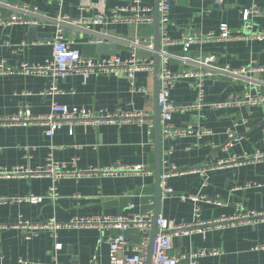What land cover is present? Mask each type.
I'll list each match as a JSON object with an SVG mask.
<instances>
[{"label":"crops","instance_id":"1","mask_svg":"<svg viewBox=\"0 0 264 264\" xmlns=\"http://www.w3.org/2000/svg\"><path fill=\"white\" fill-rule=\"evenodd\" d=\"M131 0H6L0 2V17L17 16L38 20L36 26L0 24V64L12 69L0 73V119L20 111H30L39 117L49 113L52 103L69 108L86 109L92 114L141 113L148 117L142 122L119 119L115 122L77 123L73 134L68 127L53 137L44 135L40 125L20 126L0 124V170L16 168L36 170L50 156L68 172H83L114 166L144 165L146 172L118 176L65 177L56 183L59 199H46L39 204H0V264H109V239L119 232L97 228L61 229L54 238L51 230L28 231L17 228L20 220L32 224L55 219L67 224L74 219L92 217L132 218L153 211L156 214V116L158 112L155 69L137 73V86L147 91L130 90L124 76L94 74L87 81L72 75L56 81L61 94L53 99L47 94L52 79L40 73L27 74L23 67L44 65L52 58L57 19L87 20L95 15H108L114 8L129 5ZM144 7L153 9L152 24L112 23L105 25H66L64 37L75 42V48L85 57L99 59L110 55L99 53L98 46L114 45L115 53L123 59L134 51L155 63V4L142 0ZM169 36L179 40L183 35L218 34L227 26L237 34L244 31L243 12L250 16L251 33L264 31V0H170ZM89 25V24H88ZM36 29V34L30 29ZM136 38L147 39L136 48ZM43 41V44L32 43ZM173 56L169 67L175 73L198 70L193 61L214 56L216 66L233 70L250 69L246 75L235 77L219 73L205 82L207 106L201 110L178 111L172 125L191 127L194 132L184 137L166 140L162 137L161 159L181 171L208 168L233 157L244 158L256 150L264 152V105L217 109L212 104L225 103L232 96L264 95V72L251 70L264 67V40L208 41L195 44L187 53L181 45L167 48ZM186 57L188 60H181ZM193 60V61H192ZM224 84L218 88L216 84ZM159 94V93H158ZM197 91L181 80L171 93L177 107L193 105ZM206 132L201 136L197 132ZM229 133L234 138L229 139ZM231 145V146H230ZM161 161V163H162ZM162 163V169L168 167ZM53 180L50 177L16 175L0 176V199L45 197ZM173 194L161 198L160 214L171 226L203 223L222 217H233L239 211L264 210V162L241 166H225L213 172L186 173L168 180ZM186 197L187 199H183ZM189 197H198L197 201ZM215 201L219 203H215ZM4 226H8L4 228ZM153 231L151 233L152 237ZM132 245L139 244L141 235L124 232ZM30 236V240L26 237ZM61 243L58 253L55 245ZM217 249L218 256L200 257L194 264H264V223L255 226L240 224L211 229L205 234L194 233L174 239L172 254L188 256L199 250ZM57 253V255L55 254ZM179 264H192L183 259Z\"/></svg>","mask_w":264,"mask_h":264},{"label":"built area","instance_id":"2","mask_svg":"<svg viewBox=\"0 0 264 264\" xmlns=\"http://www.w3.org/2000/svg\"><path fill=\"white\" fill-rule=\"evenodd\" d=\"M65 0H58L63 3ZM225 0H216L218 6L223 5ZM142 0H131L129 5L119 6L114 8L110 14H99L87 20L71 19L70 17H60L57 19V29L54 39L48 42V45L53 48L52 58L44 65L40 66H24L23 72L27 74L40 73L46 75L52 79V83L49 86L47 94L53 99L61 91L56 84L58 78H65L67 76H80L87 81L94 74H107L124 76L130 82V90L137 93H146L147 91L137 86L135 77L137 73L141 72H153L155 69V63L153 60L144 58L134 51L130 57L123 59L118 55L101 57L99 59H92L85 57L81 52L75 48V42L73 40H67L64 37V28L66 25H105L109 21L112 23H127V24H152L154 18L152 15L153 9L144 7ZM170 0H160L159 2V17H160V91L157 98V103L160 108V119L162 127V137L166 140L174 139L177 137H184L194 132L191 127L188 128H176L172 125L173 116L178 111H190L201 110L207 106L205 101L206 91L205 82L208 79L213 78L219 73L229 74L235 77L246 75L250 72V69L243 68L239 70H233L229 66L218 67L216 66V58L214 56L204 57L200 60H192L193 63L199 67L198 70L184 71L181 73H175L170 70L169 63L173 57L167 50L168 47L173 45H181L184 48V52L187 53L192 45L205 43L208 41H235V40H264V31L258 33H251L252 26L249 24L250 16L254 11L246 10L243 12V20L246 22L244 31H248L251 35L246 36L243 32L234 34L227 26L221 27L218 34L209 33L207 35H183L179 40H173L168 33V27L170 24ZM38 20H24L20 17L14 16L10 19H4L0 17V24L13 26V25H38ZM89 24V25H88ZM147 39L136 38L133 46L141 48L146 45L147 49L152 50V46L147 44ZM43 41L32 43L43 44ZM181 60L187 61L186 57H182ZM263 71L264 67L251 70ZM12 72V69L5 70L4 65L0 64V73L8 74ZM181 80H187L189 86L197 91V99L193 105L177 107L171 100V93L176 87L177 83ZM264 105V95L253 97L250 95L232 96L225 103L212 104L210 107L217 109H226L230 107H255ZM148 117L145 114L135 113L126 114L121 113H102L100 115L92 114L90 111L82 108L79 109L69 108L65 105H61L58 102H53L48 114L35 117L30 111H20L12 117L6 119H0L1 125H20L31 126L40 125L45 128L44 135L48 138L53 137L59 130L64 127H68L69 132L73 134L74 126L77 123H102V122H115L119 119H128L142 122L144 118ZM201 136L206 132H197ZM234 138L233 133H229V139ZM231 146V145H230ZM264 162V152L256 150L252 155L244 158L233 157L227 161H222L214 166L202 169H194L191 171H181L175 166H168L166 159H163L162 163L168 167L162 169L160 176V186L162 196L167 197L173 194V190L168 187V180L172 177L184 175L186 173H201L213 172L225 166H241L249 163ZM65 165H60L54 161L52 156L47 160L45 166L36 169H24L16 168L14 170H0V176L12 177L16 175H28L35 177H50L53 180V185L50 187L48 194L45 197L41 196H25V197H9L0 199V204L5 203H33L39 204L46 199L56 201L59 199L58 187L56 183L58 180L65 177H92V176H118L129 174H141L146 172L144 165L130 166H114L111 168H101L88 171L68 172L65 170ZM187 199L186 197H182ZM190 199L197 201L198 197H189ZM215 203H219L215 201ZM264 223V210L262 211H239L237 215L233 217H222L220 219L203 222L192 223L184 225L171 226L167 219L163 216H156L153 211L137 214L132 218L117 216V217H92L74 219L67 224L58 223L55 219L49 220L47 223L32 224L29 221L20 220L15 225L17 228H22L28 231H40L51 230L54 232V238H57V232L61 229L72 228H97L100 231H117L119 234L109 239L110 259L109 264H148L149 253L151 249L150 264H179L181 260L187 259L190 263L194 262L200 257H213L218 256L221 252L217 249L199 250L192 252L188 256H177L172 254L174 239L192 235L194 233L205 234L211 229H217L225 226L235 227L240 224L257 225ZM154 225L157 227V234L151 244V233ZM8 226H4L7 228ZM135 231L141 235V241L139 244L132 245L125 237L124 232ZM31 237L27 236L26 240H30ZM63 249L61 243L55 245V251L58 253ZM57 253H55L57 255ZM21 264H34L29 261H22ZM57 264V263H55ZM96 264V263H92Z\"/></svg>","mask_w":264,"mask_h":264},{"label":"water","instance_id":"3","mask_svg":"<svg viewBox=\"0 0 264 264\" xmlns=\"http://www.w3.org/2000/svg\"><path fill=\"white\" fill-rule=\"evenodd\" d=\"M0 2L5 3L6 0H0ZM159 2L160 0H156L155 4V24H154V35H155V51H156V58H155V77H156V92L157 95H159L160 91V17H159ZM36 32V29H30V33L33 34ZM36 34V33H35ZM99 53L106 54L113 56L115 53V46L114 45H106L102 44L98 46ZM224 84L227 85V83H220L216 84L218 88L223 87ZM158 98V97H157ZM156 133H157V140H156V153H155V158H156V216H159L160 214V206H161V198H162V191H161V186H160V176L162 173V157H161V127H160V108H158L157 116H156ZM157 234V227L154 225L153 228V234H152V240L151 244L154 241V238ZM150 258H151V249L149 253V263L150 264Z\"/></svg>","mask_w":264,"mask_h":264}]
</instances>
